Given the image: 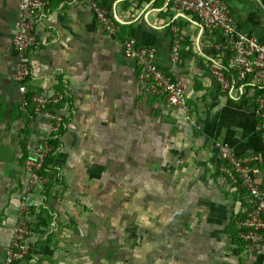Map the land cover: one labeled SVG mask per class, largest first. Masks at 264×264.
I'll return each instance as SVG.
<instances>
[{
	"label": "crops",
	"instance_id": "0c3cea01",
	"mask_svg": "<svg viewBox=\"0 0 264 264\" xmlns=\"http://www.w3.org/2000/svg\"><path fill=\"white\" fill-rule=\"evenodd\" d=\"M19 1L0 0V263L12 239L25 174L23 161L47 135L45 118L28 120L20 109L13 45ZM43 1L26 85L31 93L53 94L61 88L64 99L71 97L72 108L71 120L59 137L54 168L46 173L48 178L53 181L58 175L64 183L63 152L73 155L68 159L69 168L90 167L86 158L78 159V154L86 151L82 146L86 132L88 139L100 140L97 146L106 155L114 143L112 138L125 147H136V152L143 148L151 154L150 160L157 159L153 154H161L157 146L166 145L165 153L171 158L165 163L171 173L180 175L182 184L197 186L189 199L192 212L186 213L188 221L183 226V264H264V244L243 243L238 237L246 204L241 190L219 173L220 158L213 145L223 140L236 154L258 153L264 158V131L257 129L258 118L250 102L253 94L264 90L258 81L253 83L260 77L248 76L241 95L222 92L206 67L208 61L226 59V50H214L218 31L201 27L195 17L177 15L169 0H95L108 10L116 35L101 28L95 10L85 0ZM221 1L229 7L236 30L252 34L264 45V0ZM173 28L183 37L179 64L170 59ZM127 36L140 45L154 46L158 67L171 79L194 83L185 101L190 115L140 92L137 65L121 51ZM225 75L233 77L231 72ZM67 111L63 110L65 116ZM72 137L81 140L72 144ZM100 163L109 167V154ZM260 167L257 180L264 190V159ZM61 184L58 180L52 184L47 199L42 195L44 188L27 198L32 264L47 263L56 248L60 198L74 190ZM186 235L195 236V240H187Z\"/></svg>",
	"mask_w": 264,
	"mask_h": 264
},
{
	"label": "built area",
	"instance_id": "2783aa9c",
	"mask_svg": "<svg viewBox=\"0 0 264 264\" xmlns=\"http://www.w3.org/2000/svg\"><path fill=\"white\" fill-rule=\"evenodd\" d=\"M85 1L95 10V17L101 28L108 35H116L117 27L108 10L98 5L95 0ZM169 2L177 15L195 17L196 23L201 27L218 31V41L214 45V50L216 52L226 50V59L221 62L208 61L206 67L211 77L220 85L222 92L243 94L247 78L251 75L260 77L253 83L258 81L264 85V45L252 34L236 30L226 3L221 0H169ZM44 4L43 0H20L16 5L13 45L16 53L15 81L20 94V109L30 115L31 120L36 117L45 118L47 135L34 144L32 153L23 161L25 174L21 179L20 201L12 239L0 264H32L28 243L32 235V225L28 216L30 207L27 198L31 192L42 189L46 183L47 178L42 175L41 169L47 154L52 151L48 139L59 131L65 117L63 110L56 108L65 100L63 95L59 92L30 93L26 85L30 74V55L36 43V27L42 18ZM182 39L179 29L173 28L170 53L172 64L181 63L178 49ZM121 51L126 59L133 60L137 65V85L141 93L161 99L186 113L189 112L185 101L194 90V83L173 80L164 73L156 63L154 46L140 45L127 36L121 42ZM225 72L233 73V77L227 79ZM250 102L253 113L258 118L257 129L264 131V90L258 95L253 94ZM213 145L220 158L219 173L241 190L246 204L245 218L237 232L240 241L247 244H264V190L257 180L264 158L258 153L236 154L223 140H216Z\"/></svg>",
	"mask_w": 264,
	"mask_h": 264
},
{
	"label": "rangeland",
	"instance_id": "374dc122",
	"mask_svg": "<svg viewBox=\"0 0 264 264\" xmlns=\"http://www.w3.org/2000/svg\"><path fill=\"white\" fill-rule=\"evenodd\" d=\"M88 134L82 144L86 151L78 159L86 158L90 167L69 168L73 155L63 152L64 183L58 175L52 177L74 190L60 198L56 248L42 264H183V226L188 221L186 213L192 212L189 199L197 186L184 185L180 175L171 173L165 163L171 158L165 153L166 145L157 146L161 154H153L157 159L150 160L151 154L143 148L138 153L136 147H125L112 138L108 167L100 163L108 157L97 146L100 140L88 139ZM80 140L70 138L72 144ZM188 238L195 240V236Z\"/></svg>",
	"mask_w": 264,
	"mask_h": 264
},
{
	"label": "trees",
	"instance_id": "16d2710c",
	"mask_svg": "<svg viewBox=\"0 0 264 264\" xmlns=\"http://www.w3.org/2000/svg\"><path fill=\"white\" fill-rule=\"evenodd\" d=\"M58 89H59L58 92L61 95H63V96L66 95L61 88H58ZM28 97H30V95H28ZM56 108L61 109V110L67 109L68 111H67V115L64 117L62 125L59 128V131L57 133L53 134L48 139V143L52 146V151L47 154V156L44 160V164H43V167L41 169L42 175H46L47 171L53 170V168H54V166L52 165V161L54 159L56 150L60 147L59 137L65 131L66 125L70 122L71 117H72L71 97H68L67 99L62 101L58 106H56ZM23 115L28 120H31L30 115H28L26 113H23ZM54 182H56V180L55 181L49 180V181H46V183L44 184V186H43L44 189H43L42 195L45 197V199H47L49 196L52 195V191H49V188L52 186V184H54Z\"/></svg>",
	"mask_w": 264,
	"mask_h": 264
}]
</instances>
